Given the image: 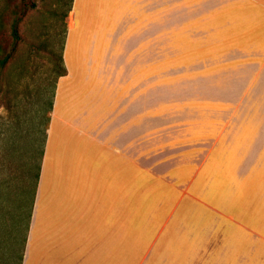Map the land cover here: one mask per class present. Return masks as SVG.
I'll list each match as a JSON object with an SVG mask.
<instances>
[{"label":"crops","instance_id":"obj_1","mask_svg":"<svg viewBox=\"0 0 264 264\" xmlns=\"http://www.w3.org/2000/svg\"><path fill=\"white\" fill-rule=\"evenodd\" d=\"M74 1L70 30L76 26ZM153 4L172 6L173 0L140 2L146 12ZM263 57L247 63V85L264 87ZM108 60L111 78L103 80L105 88L81 112L70 115L71 107L58 112L59 89L61 81L71 78L69 68L58 80L20 263L40 242L42 252L58 249L64 259L70 256V264H204L205 259L208 264H264V106L246 116L245 126L224 127L220 106L231 99L202 93L196 100L213 108L173 105L164 113L138 112L122 122V79L116 72L122 53ZM211 77L204 78L213 85L232 84ZM251 96L264 104V92ZM50 152L53 163H48ZM211 191L241 194L249 205L242 211H220L207 203ZM254 204L263 212L258 225L248 213ZM207 208L227 221L217 230L216 223L208 228L213 238L192 244V229L207 231ZM188 245L196 253L182 262L173 255L175 247ZM212 249L213 257L201 256Z\"/></svg>","mask_w":264,"mask_h":264},{"label":"rangeland","instance_id":"obj_2","mask_svg":"<svg viewBox=\"0 0 264 264\" xmlns=\"http://www.w3.org/2000/svg\"><path fill=\"white\" fill-rule=\"evenodd\" d=\"M70 1L32 0L35 4L30 5L20 24L21 39L16 50L7 65L0 68V179L5 184L0 190V256L12 264L20 263L24 250L29 196L18 198L6 182L12 184L16 166L22 170L32 146L43 142L49 122L46 147L49 101L56 94L63 46L71 78L61 81L58 112L66 107H71L70 115L85 110L86 102L105 88L103 80L111 78L106 71L113 64L115 68L117 59L110 65L108 58H117L121 53L122 65L116 72L117 79H122V122L138 112L164 113L188 106L213 108L196 100V95L202 93L231 99L220 106L224 127L245 126L249 120L246 116L264 106L263 102L252 101L251 96L264 92V87L245 82L247 63L264 55V0H173L172 6L153 4L148 12L140 6L141 0H75L76 26L71 30L74 11H68ZM13 40L8 27L3 42L11 48ZM214 74L225 78L217 83L232 84L213 85L204 78ZM175 99L182 101H172ZM260 119H256L258 125ZM56 130L55 126L54 136ZM52 153L48 163L54 162ZM45 180L44 186L49 188ZM206 200L224 212L242 211L249 205L247 197L230 192L211 191ZM259 206L250 205L248 209L257 225L263 213ZM222 221H227L226 217L207 208V231L204 234L202 228L192 229L190 243L213 238L208 237V228H215L216 223L217 230ZM41 244L33 243L25 264H70L69 255L64 259L58 249L42 252L45 247ZM190 252L193 257L196 247L176 246L173 255L185 262ZM203 255L213 257V249L204 250ZM112 264L126 263L121 260Z\"/></svg>","mask_w":264,"mask_h":264},{"label":"trees","instance_id":"obj_3","mask_svg":"<svg viewBox=\"0 0 264 264\" xmlns=\"http://www.w3.org/2000/svg\"><path fill=\"white\" fill-rule=\"evenodd\" d=\"M73 0L70 1V6L68 11L72 9ZM34 6V2L32 0H0V68L3 69L7 63L9 62L10 58L13 55V52L16 50V45L18 41L21 39L20 34V24L22 20L25 18L30 5ZM11 28V34L13 36V41L11 44V48L5 46L4 34L7 28ZM64 48L63 52L59 57L60 62V71L57 73L58 77L66 75L67 68L65 66L64 61ZM56 87V86H55ZM10 89V88H9ZM55 93H53L52 98L49 101L50 111L53 109L54 104V97ZM17 100L19 97L15 96ZM48 121H50V117L48 116ZM49 122L46 128L45 136L43 142L38 141L39 146H32L31 154L24 158L23 167L19 165L16 166L14 171V177L12 184L8 186V182H6L7 187H12L13 190L17 192L18 198H21L24 194L29 196V212H28V222L31 221L33 208L35 204L36 194H37V187L40 178V170H41V162L45 152V141L48 132ZM2 174V167L0 166V176ZM5 188V184L1 183L0 179V190ZM12 264L4 255L0 256V264ZM21 264V263H19Z\"/></svg>","mask_w":264,"mask_h":264}]
</instances>
